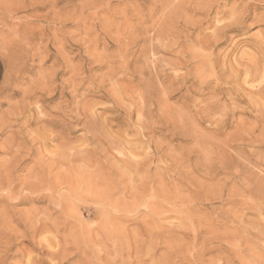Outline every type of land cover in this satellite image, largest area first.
Segmentation results:
<instances>
[{"label": "rangeland", "instance_id": "rangeland-1", "mask_svg": "<svg viewBox=\"0 0 264 264\" xmlns=\"http://www.w3.org/2000/svg\"><path fill=\"white\" fill-rule=\"evenodd\" d=\"M259 38L264 0H0V264H264Z\"/></svg>", "mask_w": 264, "mask_h": 264}, {"label": "bare ground", "instance_id": "bare-ground-1", "mask_svg": "<svg viewBox=\"0 0 264 264\" xmlns=\"http://www.w3.org/2000/svg\"><path fill=\"white\" fill-rule=\"evenodd\" d=\"M229 20V19H228ZM16 30V29H15ZM18 34V33H17ZM14 40V39H13ZM256 45V49L260 52H264V38H259V40L258 41H256V43H255ZM6 51V50H5ZM257 53V52H256ZM247 57V56H246ZM248 58V57H247ZM254 58H255V56H254ZM260 58V60H259V64H260V66H264V56H261V57H259ZM253 59V58H252ZM248 60V59H247ZM257 60V59H256ZM255 60V61H256ZM255 63H258V61L257 62H255ZM257 65V64H256ZM234 66V65H233ZM254 67H255V64L253 65ZM260 66H259V68H260ZM237 67V66H236ZM238 67H239V65H238ZM262 67H261V69H262ZM245 68H247V66L245 67ZM244 68V69H245ZM257 66H256V69H255V71L257 70V69H259ZM231 69V68H230ZM238 69H240V67L238 68ZM237 69V74L239 73V71L240 70H238ZM223 70V69H222ZM236 70V68L233 70V71H235ZM253 70V69H252ZM254 71V74H252V72L250 71V69H245V70H243V72L241 71V73H239L240 75L243 73V76L245 77V78H247V77H250V76H252L253 75V77L251 78L250 77V79L254 82V81H256L257 83L256 84H258V82L261 80V82L256 86V85H254V89H255V91L253 92V91H251V93L252 94H256V95H259V96H263L264 95V85H261L263 82H264V77L263 76H261L260 74H255V73H257V71L255 72ZM222 72V71H221ZM236 72V71H235ZM263 72V71H262ZM202 73V72H201ZM226 73V72H225ZM213 74V73H212ZM237 74H234V75H237ZM262 74V73H261ZM240 75H238V77L240 76ZM259 75H260V78H259ZM258 78L260 79L259 81H258ZM249 79V80H250ZM247 80V79H246ZM229 81V80H228ZM252 81H250V82H252ZM247 81H245V83H246ZM244 83V82H243ZM251 84V83H250ZM255 84V83H254ZM264 84V83H263ZM228 86V85H227ZM226 86V87H227ZM228 88V87H227ZM249 89V88H248ZM222 90V89H221ZM235 91V90H234ZM237 92V91H236ZM249 91H248V94H251ZM233 96V95H232ZM235 97V96H234ZM242 99V98H241ZM261 99V98H260ZM264 101V100H263ZM253 102V101H252ZM257 102V101H256ZM254 105V104H253ZM264 107V106H263ZM225 108V107H224ZM262 115V114H261ZM43 121V120H42ZM122 155V154H121ZM136 164V163H135ZM138 164V163H137ZM127 166V165H126ZM132 167V166H131ZM148 168V167H147ZM139 169V168H138ZM127 170V169H126ZM131 171V170H130ZM130 173V172H129ZM133 176V175H132ZM114 186V185H113ZM106 187H107V185H106ZM105 188V187H104ZM110 188H111V186H110ZM114 187H112V189H113ZM119 188V187H118ZM116 189V188H115ZM132 189H133V187H132ZM104 190V189H103ZM106 191V190H105ZM111 191V190H110ZM122 191V190H121ZM108 192V191H107ZM123 192V191H122ZM110 193V192H109ZM107 194V193H106ZM119 194V193H118ZM104 195V194H103ZM134 196V195H133ZM132 197V196H131ZM104 201H105V199H104ZM135 201V200H134ZM98 202H100V201H98ZM132 203H133V200L131 201ZM130 202V203H131ZM109 203V202H108ZM141 203V202H140ZM91 204V203H90ZM122 204V203H121ZM124 204V203H123ZM123 204L122 205H120V206H122L123 207ZM88 205V204H87ZM109 205V204H108ZM108 205H106L107 207H109ZM127 205H129V204H127ZM126 205V206H127ZM119 206V207H120ZM131 206H134V204H131ZM131 206H127V207H131ZM138 206V204H136V206L135 207H131L130 209H135L136 207ZM144 206V205H143ZM118 207V206H117ZM116 207V208H117ZM99 208V207H98ZM121 208V207H120ZM123 208H125V209H128V208H126V207H123ZM123 208H122V210H123ZM118 209V208H117ZM136 209H138V208H136ZM136 209L135 210H133V211H136ZM142 209V208H141ZM139 211H140V209H138ZM127 211V210H126ZM129 211V210H128ZM131 211V210H130ZM123 212V211H122ZM122 212H120V214L122 213ZM132 212V211H131ZM137 212V211H136ZM118 213H119V211H118ZM125 213V212H124ZM124 213H122V214H124ZM125 214H128L127 212L125 213ZM131 214V213H130ZM134 213H132V215H133ZM103 215V214H102ZM101 215V216H102ZM136 215V214H135ZM100 216V217H101ZM131 216V215H130ZM123 217V216H122ZM121 218V217H120ZM104 219V218H103ZM126 219V218H125ZM35 221V220H34ZM42 222V221H41ZM104 223V222H103ZM46 229V228H45ZM44 229V230H45ZM36 232V231H35ZM134 236V235H133ZM136 237V236H135ZM1 240V239H0ZM104 240V239H103ZM139 241V240H138ZM137 241V242H138ZM135 242V241H134ZM22 243V242H21ZM55 246V245H54ZM136 246H138V243H136ZM66 247V246H65ZM7 248H8V246H7ZM59 247H58V245H57V249H58ZM63 249V248H62ZM65 249V248H64ZM103 250V249H102ZM61 252V251H60ZM6 253V252H5ZM58 253V252H57ZM64 253V252H63ZM62 253V254H63ZM83 253V252H82ZM52 254V256L54 255V253H51ZM51 254H49L50 255V258H52L51 257ZM57 255V254H56ZM59 255V254H58ZM63 255H65V253L63 254ZM60 256V255H59ZM137 258V257H136ZM132 259V258H131ZM51 260V259H50ZM135 260V259H134ZM133 260V261H134ZM95 261V260H94ZM97 261V260H96ZM126 261L127 260H125V263H126ZM131 262H133L132 260H130ZM26 262H28V261H26ZM127 262H129V261H127ZM141 262H142V260H141ZM99 263H100V261H99ZM117 263V262H116ZM25 264V263H24ZM29 264V263H28ZM101 264V263H100ZM128 264H130V262L128 263ZM134 264V263H133ZM138 264V263H137Z\"/></svg>", "mask_w": 264, "mask_h": 264}]
</instances>
